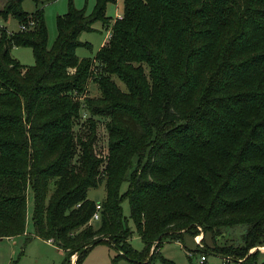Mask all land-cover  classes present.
Returning a JSON list of instances; mask_svg holds the SVG:
<instances>
[{
  "label": "trees",
  "instance_id": "16d2710c",
  "mask_svg": "<svg viewBox=\"0 0 264 264\" xmlns=\"http://www.w3.org/2000/svg\"><path fill=\"white\" fill-rule=\"evenodd\" d=\"M24 1L0 0V21L19 24L0 27V239L51 240L64 264L75 253L80 264L95 240L115 260L172 264L162 241L201 231L211 241L201 264L208 253L215 264H264V0H124L116 19L105 12L116 0H96L89 15L70 4L51 47L43 8L28 13ZM95 22L109 38L80 59L78 37ZM14 47L30 48L34 64L15 60ZM101 183L91 222L98 201L87 193Z\"/></svg>",
  "mask_w": 264,
  "mask_h": 264
},
{
  "label": "rangeland",
  "instance_id": "374dc122",
  "mask_svg": "<svg viewBox=\"0 0 264 264\" xmlns=\"http://www.w3.org/2000/svg\"><path fill=\"white\" fill-rule=\"evenodd\" d=\"M124 0H116L115 3H108L106 6V16L110 19L119 18L122 14ZM96 0H39L36 5L32 0H26L23 2V10L31 13L35 10L36 6L43 8L44 18L47 29V45L53 46L57 38L56 19L58 16L64 15L68 12L69 5L71 4L76 10H84L87 15L93 12ZM0 27H4L8 32H17L19 30V24L15 19L10 18L6 23L0 21ZM110 35V27L103 26L101 22H95L92 24V30L82 32L78 40L82 44L76 49V56L80 59L90 58L93 59L104 42L107 41ZM11 56L17 60L23 66L29 67L34 64L33 55L30 48L14 47L11 50ZM112 80L118 86L122 92H126V88L116 77H112ZM88 96H99L98 87L90 83ZM85 120V119H84ZM97 142L95 143L96 152L100 155L106 154L107 148V133L105 130L104 119L97 118ZM83 122V121H82ZM126 187V183L122 184V190ZM88 197L94 201L102 200L105 196L104 183H101L96 188H90L87 193ZM32 209H33V197L31 190L28 189L27 196V221L26 232L32 233ZM122 209L125 216L129 215L128 201L122 202ZM133 225L132 222H129ZM238 229H229L225 231V235L231 236L238 240ZM236 236V237H235ZM24 235L16 236L12 239L3 238L0 239V264H8L13 260H17V264H64V253L61 255L58 248L54 245L46 242L41 238H32L30 241L25 242ZM132 247L141 251L143 243L139 236L134 232L130 239ZM211 241L208 236H204L200 231L195 236L185 235L184 240H170L164 239L160 246L161 256L168 259L172 264H201L200 252L198 249H203L206 245H210ZM155 244L151 247L152 252ZM264 256V246L256 247ZM256 248L250 249L249 252L254 251ZM23 249V253L21 250ZM116 251L109 247L105 243H98L93 246L89 252L85 255L84 260L80 264H136L124 258H118L115 260ZM74 256V258H73ZM76 253L70 258L71 264H75ZM222 258L213 253L206 254V262L209 264L220 263ZM154 264H166L162 259L157 258Z\"/></svg>",
  "mask_w": 264,
  "mask_h": 264
},
{
  "label": "built area",
  "instance_id": "2783aa9c",
  "mask_svg": "<svg viewBox=\"0 0 264 264\" xmlns=\"http://www.w3.org/2000/svg\"><path fill=\"white\" fill-rule=\"evenodd\" d=\"M21 29H24V27L21 26ZM83 117L85 119V115H83ZM101 209H102L101 203L99 201L96 202L94 212H93L91 219H90L91 222H97L99 220ZM48 241H51V240H48ZM204 259H205V256L200 255V262H203Z\"/></svg>",
  "mask_w": 264,
  "mask_h": 264
},
{
  "label": "crops",
  "instance_id": "0c3cea01",
  "mask_svg": "<svg viewBox=\"0 0 264 264\" xmlns=\"http://www.w3.org/2000/svg\"><path fill=\"white\" fill-rule=\"evenodd\" d=\"M12 238H14V237H12ZM12 238H7V239H12ZM46 242H48V243L54 245L51 241H47V240H46ZM54 246H55V245H54ZM55 247L58 248L57 246H55ZM57 250H59V252L61 253V255L64 253L63 250L60 249V248H58ZM73 258H74V256H73Z\"/></svg>",
  "mask_w": 264,
  "mask_h": 264
},
{
  "label": "water",
  "instance_id": "95a60500",
  "mask_svg": "<svg viewBox=\"0 0 264 264\" xmlns=\"http://www.w3.org/2000/svg\"><path fill=\"white\" fill-rule=\"evenodd\" d=\"M97 243H99V240H95V241H93L90 245L91 246H93V245H95V244H97ZM78 253H76V255H77Z\"/></svg>",
  "mask_w": 264,
  "mask_h": 264
}]
</instances>
